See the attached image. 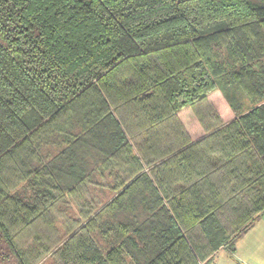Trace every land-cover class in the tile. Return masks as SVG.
<instances>
[{"label":"trees","instance_id":"obj_1","mask_svg":"<svg viewBox=\"0 0 264 264\" xmlns=\"http://www.w3.org/2000/svg\"><path fill=\"white\" fill-rule=\"evenodd\" d=\"M264 214V0H0V264H210Z\"/></svg>","mask_w":264,"mask_h":264},{"label":"crops","instance_id":"obj_2","mask_svg":"<svg viewBox=\"0 0 264 264\" xmlns=\"http://www.w3.org/2000/svg\"><path fill=\"white\" fill-rule=\"evenodd\" d=\"M232 256L236 264H264V214L238 240Z\"/></svg>","mask_w":264,"mask_h":264},{"label":"rangeland","instance_id":"obj_3","mask_svg":"<svg viewBox=\"0 0 264 264\" xmlns=\"http://www.w3.org/2000/svg\"><path fill=\"white\" fill-rule=\"evenodd\" d=\"M232 257V254L227 250H221L215 260L210 264H236ZM239 264L247 263L240 261Z\"/></svg>","mask_w":264,"mask_h":264}]
</instances>
